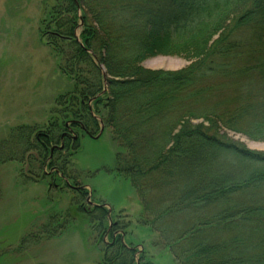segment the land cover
<instances>
[{
  "label": "trees",
  "instance_id": "obj_1",
  "mask_svg": "<svg viewBox=\"0 0 264 264\" xmlns=\"http://www.w3.org/2000/svg\"><path fill=\"white\" fill-rule=\"evenodd\" d=\"M57 4L43 35L73 89L57 97V117L37 137L19 127L0 141V167L16 163V146L34 151L37 167L53 171L41 177L70 188L75 140L65 123L93 137L100 121L117 143L114 174L136 191L142 225L175 263L264 264V152L228 138L264 142V0ZM157 56L192 64L176 72L141 68ZM85 214L96 239L110 240L98 264H152L106 208ZM34 238L22 237L18 249ZM7 244L0 258L16 250V239Z\"/></svg>",
  "mask_w": 264,
  "mask_h": 264
},
{
  "label": "rangeland",
  "instance_id": "obj_2",
  "mask_svg": "<svg viewBox=\"0 0 264 264\" xmlns=\"http://www.w3.org/2000/svg\"><path fill=\"white\" fill-rule=\"evenodd\" d=\"M57 3L0 0V141L19 127L35 129L31 136L37 137L57 117V97L73 89L71 80L60 72L56 50L43 35L42 24ZM191 64L181 57L157 56L144 61L141 68L176 72ZM103 131L97 141L76 129L70 134L76 137L68 144L72 154L67 175L72 180L70 188L41 177L50 171L37 167L36 153L23 154L16 146V163L0 167V251L15 239L16 250L14 246L7 258L1 257L0 264H98L110 240L106 235L102 242L96 239L93 222L85 217L94 208L87 204L88 198L91 204L110 209L114 223L134 243L143 244L138 250H144L152 264H177L171 253L158 245L157 235L142 225L140 198L128 181L114 174L117 143L111 130ZM228 138L253 153L264 152V142L229 133ZM79 190L87 195L81 198ZM43 225L51 232H38ZM27 234L36 235L37 240L25 241L18 249Z\"/></svg>",
  "mask_w": 264,
  "mask_h": 264
},
{
  "label": "water",
  "instance_id": "obj_3",
  "mask_svg": "<svg viewBox=\"0 0 264 264\" xmlns=\"http://www.w3.org/2000/svg\"><path fill=\"white\" fill-rule=\"evenodd\" d=\"M100 70H101L102 76H103V78H104V80H105V72H104L103 68L100 67ZM104 80H103V81H104ZM71 124H75V123H74V122L65 123V128H67V130H69V125H71ZM99 125H100V130H99L98 134H96L95 137H90V138H92V139H95L96 141H97V139L100 138V136L102 135L101 132H103V130H104V126H103L102 122L99 121ZM80 128L82 129L81 126H80ZM72 139H73V140H76V137H73ZM62 148H63V144H61L59 147H56V146H55V147H53V148L50 149V153H52V152H53L54 150H56V149L61 150ZM51 172H53V171L51 170L49 173H51ZM49 173H47V174H49ZM71 188H72V187H71ZM86 202H87L88 205H92V206H94V207H102V208H105V207H106V206H103V205L98 206V205H93V204H91L90 201H89V198L86 200ZM108 214H110V209H108Z\"/></svg>",
  "mask_w": 264,
  "mask_h": 264
},
{
  "label": "flooded vegetation",
  "instance_id": "obj_4",
  "mask_svg": "<svg viewBox=\"0 0 264 264\" xmlns=\"http://www.w3.org/2000/svg\"><path fill=\"white\" fill-rule=\"evenodd\" d=\"M67 132L70 133V134L72 133V131H70V130H67Z\"/></svg>",
  "mask_w": 264,
  "mask_h": 264
}]
</instances>
